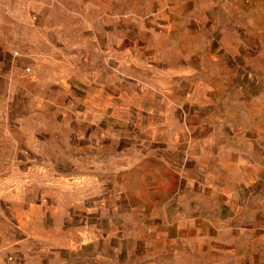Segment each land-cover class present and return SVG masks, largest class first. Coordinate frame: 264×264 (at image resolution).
I'll return each mask as SVG.
<instances>
[{"label":"rangeland","instance_id":"1","mask_svg":"<svg viewBox=\"0 0 264 264\" xmlns=\"http://www.w3.org/2000/svg\"><path fill=\"white\" fill-rule=\"evenodd\" d=\"M0 264H264V0H0Z\"/></svg>","mask_w":264,"mask_h":264}]
</instances>
